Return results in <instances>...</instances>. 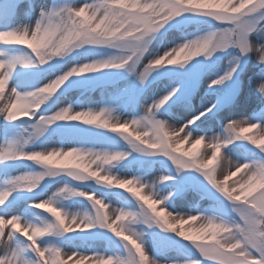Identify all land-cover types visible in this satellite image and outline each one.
<instances>
[{
	"label": "snow or ice",
	"instance_id": "1",
	"mask_svg": "<svg viewBox=\"0 0 264 264\" xmlns=\"http://www.w3.org/2000/svg\"><path fill=\"white\" fill-rule=\"evenodd\" d=\"M9 2L12 5L9 14H0V45L5 49L25 48L28 52L17 55L0 50V117H3L0 136L4 138L0 142V264H163L149 252L141 233L131 227L139 218L145 223L154 222L161 229L190 242L198 257L183 264H264V144H259L256 139L264 136V123L247 118L229 119L222 125V135L208 136L198 132L224 104L231 101L232 94L239 88L237 74L242 65L248 60L257 63V54L249 51V36L259 34L264 27L260 23L264 21V0H239L244 7L236 11L230 7L194 10L189 0H88L41 10L34 25L22 28L13 25L25 0ZM228 2L236 3L237 0ZM32 7L29 0L28 9ZM180 17L188 20L208 17L214 22V30L186 36L182 43L162 54H151L150 45L157 34ZM251 44L256 43L251 41ZM85 46L109 47L119 54L65 70L62 63L65 58ZM188 49L207 51L205 55L194 52L188 58L183 56ZM229 49L238 52L234 51L224 74L211 81L206 93V96H214L215 102L210 107L205 104L197 115L192 110L191 99L201 81L200 69H211L212 66L206 62L213 58L214 53L224 54ZM146 54L147 63H144ZM201 56L204 60L195 59ZM257 64L264 66V63ZM141 65L142 71L137 72ZM164 66H174L169 71L174 84L166 94L144 105L143 115L139 118L121 120L113 117V110L107 107L75 111L69 106L48 116L37 115L42 106L74 77L101 70L127 69L137 72L143 85L153 72ZM32 69L43 70V75L37 79ZM25 77L30 79L26 81ZM78 82L93 81L89 77ZM204 99L202 97V102ZM175 104H182L192 111V118L178 126L156 118L157 112ZM22 120L34 121L30 125L32 132L28 139H23L13 128L15 122ZM54 124L77 133L81 144L109 139L103 132L92 131L104 130L123 138L133 151L167 157L177 172H199L207 184L193 186L196 194L208 198L210 186L231 205L235 216L228 222L199 214L169 211L165 202L173 195L172 192L161 195L154 184L146 183L141 177H122L108 171L126 159L129 153L85 147L25 150L33 139H39ZM251 125L255 126L253 139L237 135L240 127ZM141 127L145 129L144 136L139 134ZM237 141L246 142L257 151L252 153V158L230 167L225 177L220 179L217 172L226 149L230 145L236 148L246 146L235 144ZM201 142L213 152L220 149V157H216V163L211 167L207 166L200 153L188 155L190 148H184ZM257 152L261 154L259 159L255 158ZM25 161L45 171L10 174L13 166L18 167ZM62 172L77 182L93 181L102 188L120 190L131 197V202L116 208L95 191L84 192L67 185L43 199L37 189L42 187L46 177ZM171 179L163 176L159 182ZM26 193H31L32 204L24 208L23 214H17L20 205L26 203ZM65 193L86 199L92 212L85 213L80 219L75 214L70 215L59 203ZM33 209L41 210L51 219L40 222L27 219ZM161 217L185 221L207 218L208 226L215 230L214 235L197 238L172 230L174 225L166 229ZM97 229L102 232L97 233ZM72 233L106 236L109 247L102 252L75 250L80 246L74 243L75 238H71L74 250L66 251L51 239ZM226 233L235 234L232 243L224 242Z\"/></svg>",
	"mask_w": 264,
	"mask_h": 264
},
{
	"label": "rangeland",
	"instance_id": "2",
	"mask_svg": "<svg viewBox=\"0 0 264 264\" xmlns=\"http://www.w3.org/2000/svg\"><path fill=\"white\" fill-rule=\"evenodd\" d=\"M85 2H88V0H31L33 7L29 10V0H25L13 26L21 28L24 26L31 27L39 18L41 10H50L53 7H60L66 3L76 4ZM11 8L12 5L9 0H2L0 14L7 16ZM29 16H32V18ZM28 17L31 18L29 23L26 21ZM20 23H23L24 26ZM260 23L264 26V21ZM213 24L214 22L208 17H195L192 20H188L185 17L177 18L157 34L156 39L150 45L151 54L157 52L162 54L168 48L182 43L186 36L190 37L192 34H203L204 32L212 31L214 30L212 27ZM249 39L256 44L264 43V27H261L259 34H251ZM0 50L17 55H24L28 52L25 48L5 49L2 45H0ZM234 51L238 52V50L229 49L224 54L214 53L213 58L206 62L212 66L211 69H200L201 81L191 99L192 110L197 115L203 110L205 104L210 107L215 102V97L212 95L206 96V93L209 91L211 81L224 74L228 66V61L232 59ZM118 54L117 50L109 47L91 48V46H85L72 52L62 63L64 69L67 70L76 65L106 60ZM195 59L202 61L204 57L201 56ZM144 63H147V54ZM173 67L164 66L159 68L150 75L149 79L143 85H141L137 76V72L142 71V65L138 66L137 72H129L127 69L101 70L97 73L85 74L83 77H74L66 82L65 86L42 106L37 115L48 116L69 106L75 111L107 107L113 110V117H118L121 120L139 118L143 115L144 105L151 104L154 98L166 94L170 87L173 86L174 82L169 75V71ZM186 67L188 66L186 65ZM31 72L37 74V79L43 75V70L32 69ZM89 77L93 81L92 83L78 82ZM261 78H264V66L258 65L255 60L246 61L237 74L239 88L232 94L231 101L224 104L210 122L202 125V128L198 130L199 134L208 136L222 135V125L226 124L229 119L247 118L252 122L264 123V99L258 95L255 87L256 82ZM28 79L30 77H25L26 81ZM13 83H15V79ZM25 87H28L27 83H25ZM228 87L230 88V86ZM202 97L205 98L203 102ZM209 115L211 116V114ZM156 118L168 124H170L171 120L180 118L182 121L177 123L176 126H178L192 118V111L187 110L182 104H175L157 112ZM32 123L34 121L31 120L17 121L13 128L23 139H28L32 132V128L30 127ZM78 123L58 122V124ZM0 124H3V117H0ZM80 127L83 128L85 126L80 125ZM92 131L93 133L103 132L109 139L99 143L81 144L77 133L54 124L39 139H33L25 147V150L85 147L101 151L107 150L129 153L126 159L116 163L115 167L109 168L108 171L122 177H141L146 183H153L161 195H167L172 192L173 195L165 202L169 211L174 213L177 210L178 212L184 209L188 210V207L180 201L184 200L190 208L195 209L189 210L194 214L213 217L228 222L235 216V213L231 210V205L219 193L211 189L210 186L208 188L211 195L208 198H201L196 194L193 186L207 184L199 172L195 170H182L177 172L176 166L167 157L133 151L129 143L119 136L99 129H93ZM3 139L0 136V142ZM235 144L246 145L240 148H236L235 145H230L226 149V155L237 163L252 158V153L257 151L250 144H246V142L237 141ZM185 146L190 147V145ZM201 151H203V148H201ZM255 158H261V154L257 152ZM43 171L45 169L25 161L20 162L18 167L13 166L10 169V174L19 175L24 172ZM155 171L160 173L156 177L154 176ZM163 176H170L173 179L166 182L154 183ZM65 185L84 192L95 191L97 195L105 198L109 204L116 208L123 207L131 202V197L126 193H121L120 190L102 188L93 181L77 182L68 176L66 172H62L57 176L46 177L42 187L37 189V192L43 199H47L57 189ZM25 197L26 203L20 205L17 214H23L24 208L32 204L31 193H26ZM59 203L70 215L75 214L77 219H80L85 213L92 212L91 205L86 199L71 196L68 193H65L59 199ZM159 207L158 205L157 208L159 209ZM26 218L33 222L51 219L48 214L37 209H33L32 213ZM131 227L141 233L149 252L154 254L158 260L163 261V264H183V262L195 260L198 257L196 250L190 242L183 240L174 233L161 229L154 222L145 223L142 218H139L138 222ZM96 232L99 233L102 230L97 229ZM71 238H75L74 243L80 246L75 250H95L102 252L109 247V241L106 236H97L95 233H72L66 234L63 237H52L51 239L63 246L66 251H69L74 250L73 244L70 243Z\"/></svg>",
	"mask_w": 264,
	"mask_h": 264
},
{
	"label": "clouds",
	"instance_id": "3",
	"mask_svg": "<svg viewBox=\"0 0 264 264\" xmlns=\"http://www.w3.org/2000/svg\"><path fill=\"white\" fill-rule=\"evenodd\" d=\"M189 3L193 6L194 10H207V9H216V8H231L233 11L239 10V8L244 7L243 4L239 3L237 0L236 3H229L228 0H189ZM249 51L257 54V63H264V43L251 44ZM207 50L197 51L196 49H188L183 53L184 57L191 58L193 53L196 52L198 55H205ZM256 92L258 95L264 99V80L258 81L256 84ZM255 131V126L251 125L248 127H240L237 135L242 136L247 139H253V133ZM139 134L144 136L145 129L140 128ZM259 144H264V136L256 138ZM175 142V141H174ZM157 146V145H153ZM185 150L190 148V151H187L188 155H194L200 153L203 160L207 161V166L211 167L216 163V157H220V149L216 148L215 151L206 145L204 142L199 144L190 145V147L184 146ZM203 148V151H201ZM209 157H212L211 159ZM237 162L231 160L228 156H223L220 160V167L218 169L217 175L218 178L223 179L227 174L230 167H234ZM243 179V177H241ZM159 179L154 183H158ZM153 184V183H150ZM161 223L164 228H169L171 225H174V229L178 233H185L188 236H195L197 238H203L205 236H213L214 229L208 226L207 218H200L198 221L194 219L190 220H178L175 217H168L167 219L161 217ZM225 243H232L235 239L234 233H226L223 237Z\"/></svg>",
	"mask_w": 264,
	"mask_h": 264
},
{
	"label": "bare ground",
	"instance_id": "4",
	"mask_svg": "<svg viewBox=\"0 0 264 264\" xmlns=\"http://www.w3.org/2000/svg\"><path fill=\"white\" fill-rule=\"evenodd\" d=\"M2 4V0H0V5ZM29 17H31L32 18V16H29ZM28 17V20H26V21H28V23L30 22L29 20H31V18H29ZM27 19V18H26ZM21 25H23L24 26V24L23 23H20ZM170 121V120H169ZM179 121H182L180 118H176V119H174V120H171L170 121V125H177V123L179 122ZM68 148H70V147H68ZM158 174H160V173H158L157 171H155V173H154V176L156 177ZM239 177V176H238ZM238 177H235L234 179H238ZM181 201V203H183V204H185V206H187L188 207V210L187 209H184V210H181L180 212H178V210L177 211H175L174 213H180V214H194V213H191L189 210H195L194 208H190L189 207V205H188V203H186L184 200H180ZM179 201V202H180ZM179 209H180V207H179ZM195 215V214H194Z\"/></svg>",
	"mask_w": 264,
	"mask_h": 264
}]
</instances>
